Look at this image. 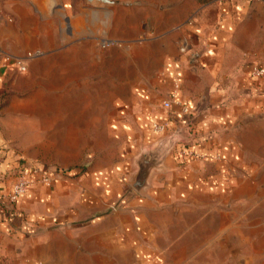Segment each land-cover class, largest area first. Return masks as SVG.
Wrapping results in <instances>:
<instances>
[{
  "label": "crops",
  "instance_id": "obj_1",
  "mask_svg": "<svg viewBox=\"0 0 264 264\" xmlns=\"http://www.w3.org/2000/svg\"><path fill=\"white\" fill-rule=\"evenodd\" d=\"M122 1L0 0V262L186 264L163 215L188 204L229 220L199 264H264V77L251 72L264 67V0ZM101 44L134 70L113 74L94 118L84 61L105 58ZM174 131L198 156L167 153L136 192L137 156Z\"/></svg>",
  "mask_w": 264,
  "mask_h": 264
},
{
  "label": "rangeland",
  "instance_id": "obj_2",
  "mask_svg": "<svg viewBox=\"0 0 264 264\" xmlns=\"http://www.w3.org/2000/svg\"><path fill=\"white\" fill-rule=\"evenodd\" d=\"M100 48L102 54L107 55L105 58L101 57L100 59L84 61V105L88 103V115L94 118L97 117L96 114L100 109L98 102L103 100L105 104L103 103L102 106H107V101L113 97L112 94H116L113 93L112 90H109L111 89L110 87L114 86L112 84L113 74L122 75L124 72L131 73L134 70L128 61L109 58L112 44H101ZM116 54L117 56L120 55L119 53ZM5 58L6 56L3 60L4 67L6 63ZM122 63H126L127 67L122 66ZM118 64L121 65V67H119ZM12 69L18 72L23 71L15 67ZM85 88H87V90ZM98 143V140L84 141V144L87 145L86 148L93 144L94 150L99 147ZM185 145L187 146L185 143L181 144L177 142L174 144L171 151L177 152L178 148L185 147ZM101 158H103V156ZM186 160L187 159H184L185 162ZM184 161H179L178 164H182ZM186 205L188 204L182 205V207L181 205L175 206L174 209L179 208L176 210L178 215H172L173 213L171 212L170 215H163V222L170 230L169 235L173 243L175 244L177 242V244L185 245L184 260L186 264L208 262V260L213 259L212 257L214 254L210 252L207 247L213 238V236L209 237L208 235L211 233L210 231L215 230L216 237L223 240L219 241L217 246L219 248L224 246V234L226 229L228 230L229 220L225 219V215H192L191 207L187 208ZM224 258L225 255L222 253L215 259L220 263H224Z\"/></svg>",
  "mask_w": 264,
  "mask_h": 264
},
{
  "label": "water",
  "instance_id": "obj_3",
  "mask_svg": "<svg viewBox=\"0 0 264 264\" xmlns=\"http://www.w3.org/2000/svg\"><path fill=\"white\" fill-rule=\"evenodd\" d=\"M95 6H105L114 4H127L126 1L122 0H84ZM177 132L169 133L158 139L153 143L150 149L141 152L135 161L136 170L134 174L129 178L130 187L136 192L147 184V179L153 169L161 167L163 159L167 153H170L174 144L179 142L180 139L177 137Z\"/></svg>",
  "mask_w": 264,
  "mask_h": 264
},
{
  "label": "built area",
  "instance_id": "obj_4",
  "mask_svg": "<svg viewBox=\"0 0 264 264\" xmlns=\"http://www.w3.org/2000/svg\"><path fill=\"white\" fill-rule=\"evenodd\" d=\"M6 63L5 67H11V68H17L18 70H24L26 65L23 60L21 59H11L9 56H6L5 58ZM252 74L258 77H264V67L260 65H255L252 67L251 70ZM175 98L174 91L170 93L169 97L167 99H164L162 102V105L164 107H170L171 103L173 102ZM165 123H153V129L160 133L164 130ZM177 154L179 157H181L183 160L189 157H196L198 154H196L193 150L186 149V147L178 148ZM27 172H23L22 175H20L17 179V181L12 185L11 191L8 194V201L14 202L15 199L23 193L27 187L30 185V179L26 176ZM42 174V180L44 182H48L50 180V176L47 172L41 171ZM0 264H2L0 262Z\"/></svg>",
  "mask_w": 264,
  "mask_h": 264
},
{
  "label": "trees",
  "instance_id": "obj_5",
  "mask_svg": "<svg viewBox=\"0 0 264 264\" xmlns=\"http://www.w3.org/2000/svg\"><path fill=\"white\" fill-rule=\"evenodd\" d=\"M182 161H183V160H182ZM182 161H181V162H182Z\"/></svg>",
  "mask_w": 264,
  "mask_h": 264
}]
</instances>
